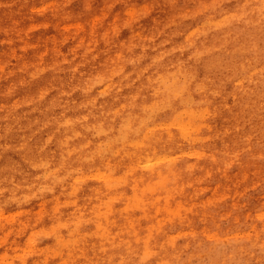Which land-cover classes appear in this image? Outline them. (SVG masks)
<instances>
[{
  "label": "clouds",
  "instance_id": "1",
  "mask_svg": "<svg viewBox=\"0 0 264 264\" xmlns=\"http://www.w3.org/2000/svg\"><path fill=\"white\" fill-rule=\"evenodd\" d=\"M0 264H264V0H0Z\"/></svg>",
  "mask_w": 264,
  "mask_h": 264
}]
</instances>
